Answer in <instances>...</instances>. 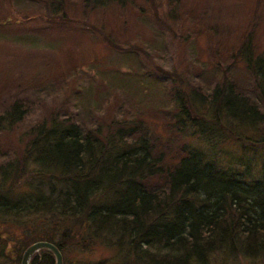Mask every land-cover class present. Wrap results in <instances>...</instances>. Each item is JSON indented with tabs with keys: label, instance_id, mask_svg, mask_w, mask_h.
<instances>
[{
	"label": "trees",
	"instance_id": "obj_1",
	"mask_svg": "<svg viewBox=\"0 0 264 264\" xmlns=\"http://www.w3.org/2000/svg\"><path fill=\"white\" fill-rule=\"evenodd\" d=\"M47 1L58 21L77 18L69 15L67 0ZM125 1L80 0L75 5L99 11L115 4L122 8ZM166 16L174 22L180 15ZM104 37L107 47L127 49L109 34ZM228 44L227 51L215 45L216 57L228 54L231 63L242 64L264 95V49L258 51L251 39ZM152 66L174 88L161 146L145 119L118 110L114 97L105 100L92 126L72 113L34 123L22 133L23 148L20 144L0 164V217L19 229L16 261L36 240L53 242L64 256L99 241L112 249L114 264H210L212 254H235L241 247L264 253V153L257 156L264 131L257 139L240 134L239 128H264V112L226 68L202 94L186 88L174 66ZM64 70L57 72L65 80ZM25 114L22 100H11L0 113V130H14ZM222 118L237 125L223 160L215 150L224 141ZM34 215L41 216L34 221ZM32 217L41 228L30 226L26 219ZM53 263L47 249L32 258V264Z\"/></svg>",
	"mask_w": 264,
	"mask_h": 264
},
{
	"label": "rangeland",
	"instance_id": "obj_2",
	"mask_svg": "<svg viewBox=\"0 0 264 264\" xmlns=\"http://www.w3.org/2000/svg\"><path fill=\"white\" fill-rule=\"evenodd\" d=\"M75 1L80 0H67V11L77 18L58 21L47 0H0V113L14 99L22 100L26 108L14 130H0V164L11 159L20 144L23 148L22 133L34 123L72 113L77 121L92 126L106 99L114 97L119 98L118 110L145 119L150 135L158 136L161 146L159 135L165 136L162 126L171 117L174 88L153 64L166 70L174 66L185 87H195L202 94L210 92L226 68L228 76L264 112V95L242 64L231 63L228 54L215 55V45L231 49L229 40L235 45L238 39H251L258 51L264 49V0H126L122 8L115 4L99 11L84 9ZM166 15L180 16L173 22ZM122 25L127 27V38ZM187 32L190 39H184ZM108 34L127 49L107 47L104 35ZM72 62L78 66L72 67ZM63 69L65 80L57 72ZM233 122L222 118L224 141L215 149L222 160L235 138L230 133L237 126ZM239 128L240 134L257 139L264 131L263 126ZM260 144L258 157L264 153V139ZM34 216L36 221L41 215ZM26 220L30 226L42 227L33 217ZM9 228L19 232L12 225ZM253 253L241 247L235 254H212L209 262L264 264V253ZM112 255L111 248L97 241L81 252L66 253L65 264L103 259L114 264ZM10 261L4 256L2 264Z\"/></svg>",
	"mask_w": 264,
	"mask_h": 264
},
{
	"label": "flooded vegetation",
	"instance_id": "obj_3",
	"mask_svg": "<svg viewBox=\"0 0 264 264\" xmlns=\"http://www.w3.org/2000/svg\"><path fill=\"white\" fill-rule=\"evenodd\" d=\"M10 225H12V224L9 222H6L2 217H0V264H2L4 256L11 258V261L7 262L6 264H15L16 262H18V264H20V261L22 258V256H21L20 261H16V259L18 257L17 256L18 247L16 245L17 239L15 238V236L18 235V232L13 233L12 229L9 228ZM12 226H14V225H12ZM5 239H8V240L6 241ZM36 241H48V240H36ZM36 241H34V242H36ZM48 242H51V241H48ZM32 243H30V244H32ZM51 243H53V242H51ZM54 245L57 247L56 244H54ZM28 246H26L23 249V252L25 251V249ZM42 249H46V248H40L39 250H37L36 252H34L32 254L29 264H32V258L34 257V254L39 253V251ZM47 250H49V249H47ZM58 250L60 251V253L62 255V264H65V256L59 248H58ZM23 252H22V255H23ZM49 252L55 257V255L53 254L52 251L49 250ZM3 264H5V263H3ZM53 264H55V262Z\"/></svg>",
	"mask_w": 264,
	"mask_h": 264
},
{
	"label": "water",
	"instance_id": "obj_4",
	"mask_svg": "<svg viewBox=\"0 0 264 264\" xmlns=\"http://www.w3.org/2000/svg\"><path fill=\"white\" fill-rule=\"evenodd\" d=\"M40 248H46L52 251L55 255V264H62V255L60 251L53 243L48 241H36L30 244L23 252L20 264H29L32 254Z\"/></svg>",
	"mask_w": 264,
	"mask_h": 264
}]
</instances>
